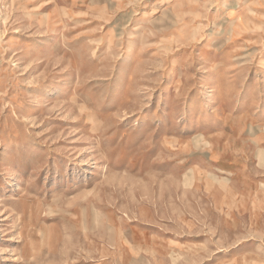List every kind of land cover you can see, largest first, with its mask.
I'll return each instance as SVG.
<instances>
[{
  "label": "rangeland",
  "instance_id": "rangeland-1",
  "mask_svg": "<svg viewBox=\"0 0 264 264\" xmlns=\"http://www.w3.org/2000/svg\"><path fill=\"white\" fill-rule=\"evenodd\" d=\"M0 264H264V0H0Z\"/></svg>",
  "mask_w": 264,
  "mask_h": 264
}]
</instances>
